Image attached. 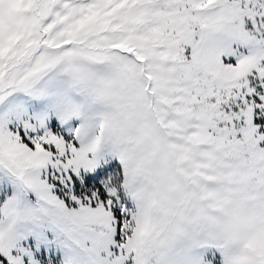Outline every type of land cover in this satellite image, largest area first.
I'll list each match as a JSON object with an SVG mask.
<instances>
[{"label":"snow or ice","instance_id":"snow-or-ice-1","mask_svg":"<svg viewBox=\"0 0 264 264\" xmlns=\"http://www.w3.org/2000/svg\"><path fill=\"white\" fill-rule=\"evenodd\" d=\"M0 264H264V0H0Z\"/></svg>","mask_w":264,"mask_h":264}]
</instances>
